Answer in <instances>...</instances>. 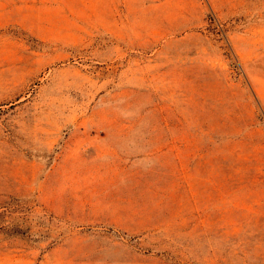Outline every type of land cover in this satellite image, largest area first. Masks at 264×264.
<instances>
[{"label": "rangeland", "instance_id": "1", "mask_svg": "<svg viewBox=\"0 0 264 264\" xmlns=\"http://www.w3.org/2000/svg\"><path fill=\"white\" fill-rule=\"evenodd\" d=\"M0 264H264V0H0Z\"/></svg>", "mask_w": 264, "mask_h": 264}]
</instances>
